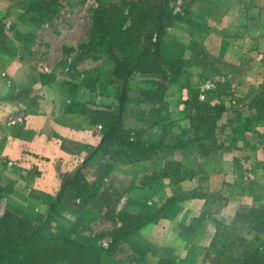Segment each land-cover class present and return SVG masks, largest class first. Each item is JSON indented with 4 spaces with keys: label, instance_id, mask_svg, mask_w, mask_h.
<instances>
[{
    "label": "rangeland",
    "instance_id": "obj_1",
    "mask_svg": "<svg viewBox=\"0 0 264 264\" xmlns=\"http://www.w3.org/2000/svg\"><path fill=\"white\" fill-rule=\"evenodd\" d=\"M137 1L0 0V48L5 47L16 58H22L21 61L32 70L30 76L35 75L30 79L25 75L24 81L19 83L11 79L13 89L17 90L14 89L15 99L10 103L13 109L4 117L8 126L24 116L20 110L23 103L32 104L30 101L40 98L38 86L31 91L30 85L44 83L53 98L43 93L41 100L49 99L56 111L53 113L59 111L62 123L85 135L84 149L87 157L92 156L99 146L94 138L97 134L101 139L107 113L117 110L121 89L114 82L113 64L106 55L98 48L86 52V44L96 36L93 16L101 3H109V24L125 29L135 19L134 14H129V7ZM166 1L173 14H181L177 8L179 1ZM35 2L40 5H33ZM154 3L162 5L161 0H154ZM115 6L124 9V15L128 16L125 21L114 12L112 7ZM164 50L163 44L160 51ZM118 51L119 56L124 55L122 50ZM187 62L178 77L172 78L171 84L168 80L161 84L153 74H135L128 82L129 100L123 110V129L132 131L130 137L145 143L161 142L163 147L156 148L154 154L146 158L137 154L128 158L129 162L124 159L131 153H113L114 150L105 148L79 171L83 177L71 192L70 201L51 212V220L47 218L50 206L40 205L41 198L34 201L16 191L2 193L7 202L0 199V217L8 208H14L34 216V223L45 226L47 233L78 240L91 238L97 246L107 248L113 231L121 226L118 217L121 212L134 214L140 225L156 213L157 217L130 239L155 252L153 257L148 255L150 262L217 264L213 254L215 249L211 247L216 236L225 234L230 226L232 229L239 214L264 207V156L253 149L250 154L241 149L244 140L249 139L245 136L253 134L251 128L254 126L244 123L241 113L251 119L255 107L246 113L224 112L213 125L202 127L190 120L194 102L190 107L184 106L178 91L174 98L164 97L168 95V88L182 86L187 72L191 81L186 87L191 90L187 92L186 101L197 92L199 101L212 104L213 97L204 92L213 79L192 76L195 71L187 70ZM2 76L0 82L9 87L10 80ZM14 77L18 78L17 75ZM88 82L93 84L89 89L86 87ZM204 83V89L201 87L199 92L196 86ZM72 85H77V89L70 87ZM160 93L163 98L157 101ZM0 96L4 99L7 94L3 97L0 92ZM73 98L75 105L71 102ZM128 133L124 132V135ZM234 135H239L240 139L234 140ZM197 137L202 141L193 142ZM255 141L253 135L243 146L254 145ZM68 150L80 154L78 148ZM90 191L96 196L90 198ZM250 222H258V218ZM236 227L240 236L250 238L240 226ZM223 238L216 242H222ZM260 239L264 241V232Z\"/></svg>",
    "mask_w": 264,
    "mask_h": 264
},
{
    "label": "crops",
    "instance_id": "obj_2",
    "mask_svg": "<svg viewBox=\"0 0 264 264\" xmlns=\"http://www.w3.org/2000/svg\"><path fill=\"white\" fill-rule=\"evenodd\" d=\"M177 1L181 14H176L187 23H174L166 30L162 56L188 61L187 70L195 71L192 76L213 79L209 83L211 86L206 85L204 93L213 97L212 106L223 105L226 114L246 113L255 107L251 119L241 115L244 123L258 124L251 128L252 135L245 136L250 139L254 135L257 142L244 147L243 143H248L249 139L244 140L241 149L246 154L253 149L264 156V0ZM21 59L9 50L0 51V76L10 80L9 87L0 82L2 96H8L4 99L0 96V186L6 192L38 196L40 205L51 206L61 191L64 174L75 175L82 171L89 159L85 150L86 138L62 123L59 111L53 113L56 111L49 99L41 100L43 93L50 94L51 98L53 93L47 92V85H39V82L30 86L31 91L38 86L40 98L30 101L32 104L23 103L20 110L24 116L8 126L4 117L13 109L10 103L15 99L14 89L17 90L13 89L11 79L19 83L32 71ZM185 74L182 89L168 88L166 98H174L178 91L181 101L186 102L189 90L186 86L191 76ZM16 75L18 78L14 77ZM32 76L35 75L29 79ZM204 85L196 86L199 92ZM234 137V140L240 139L239 135ZM94 139L100 143L97 134ZM72 147L78 148L80 154H72L68 150Z\"/></svg>",
    "mask_w": 264,
    "mask_h": 264
},
{
    "label": "trees",
    "instance_id": "obj_3",
    "mask_svg": "<svg viewBox=\"0 0 264 264\" xmlns=\"http://www.w3.org/2000/svg\"><path fill=\"white\" fill-rule=\"evenodd\" d=\"M161 1V6L154 5V0H138L130 6L129 14H134L135 19H132L131 24L125 29L121 28V25L118 27L109 24L110 8H107L109 3L106 5L101 3L94 13L93 27L96 28V36L94 38L92 36L86 44V52L98 48V51L106 55L113 64L114 82L118 83L121 89L117 110L113 113L109 112L110 114L107 113L104 123L99 121L103 123L100 143L92 156L86 160L84 167L105 148L114 150L113 153H131L126 159L121 157L125 162H129L128 158L135 157L137 154L146 158L154 154L156 148L163 147L161 142L145 143L138 138L130 137L132 131H125L122 121L124 106L129 100L128 82L135 74L141 76L153 74L161 84L168 81V83H172L174 82L172 78L178 77L185 64L181 59L169 60L161 54L160 47L165 39L166 30L174 23H187L183 17L171 12L166 0ZM39 3L35 2L33 5H40ZM121 3L124 5V1ZM112 8L114 12L118 13L120 19L125 21V18H128L124 15L122 7ZM101 29H105V31L101 33ZM5 50V47L0 48V51ZM118 50H122L124 55L119 56ZM92 85L91 82H88L86 87L89 89ZM70 87L77 89L78 86ZM161 95L162 93L156 99L157 101L162 100L163 95L162 97ZM71 100L75 105L74 98ZM191 102L194 104L193 117L190 120L198 126L213 125L225 112V108L221 104L212 106L205 101H199L197 92L183 104L190 107ZM66 107H68L67 109L73 108L72 106ZM124 132H129V135H124ZM201 141L200 137L193 140V142ZM82 177L81 172L63 177L61 191L49 208L48 220H51V212L62 206L67 200L70 201L71 192ZM4 191L0 186V198L4 197L2 194ZM80 193H82L81 190ZM89 194L90 198L96 196L92 191ZM37 197L30 195L29 198L35 201ZM102 200L105 201V199ZM118 217L121 226L113 231L108 247L102 248L97 246L91 238L78 240L64 235L47 233L45 226H38L34 223V216L31 214L8 208L7 212L0 217V264H154L147 257L148 255L153 257L155 252L133 243L130 239L142 226L152 222L157 214L155 213L142 225L139 220H136L138 218L134 214L121 212ZM254 218H258V222L251 223L250 220ZM235 219L232 229L230 226L227 231L225 230L226 232L224 231L225 234L217 235L211 245L215 249L213 252L215 263L264 264V241L260 239V234L264 232V207L251 210L248 214H239ZM236 226L245 230L250 238L240 236ZM221 237H224L222 242L217 243L216 240ZM117 253L118 258H116ZM162 261H158L156 264H173L170 260Z\"/></svg>",
    "mask_w": 264,
    "mask_h": 264
}]
</instances>
